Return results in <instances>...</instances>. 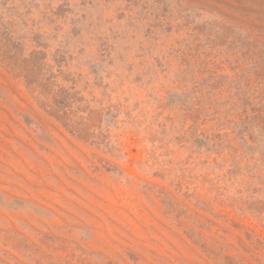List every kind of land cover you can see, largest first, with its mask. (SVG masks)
I'll return each mask as SVG.
<instances>
[{"label":"rangeland","instance_id":"374dc122","mask_svg":"<svg viewBox=\"0 0 264 264\" xmlns=\"http://www.w3.org/2000/svg\"><path fill=\"white\" fill-rule=\"evenodd\" d=\"M0 264H264V0H0Z\"/></svg>","mask_w":264,"mask_h":264}]
</instances>
